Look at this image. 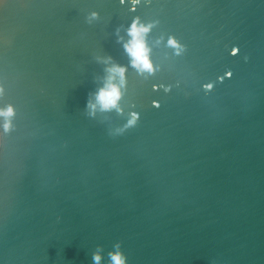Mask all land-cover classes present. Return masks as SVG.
Here are the masks:
<instances>
[{
  "label": "water",
  "instance_id": "95a60500",
  "mask_svg": "<svg viewBox=\"0 0 264 264\" xmlns=\"http://www.w3.org/2000/svg\"><path fill=\"white\" fill-rule=\"evenodd\" d=\"M0 88V264H264V0H0Z\"/></svg>",
  "mask_w": 264,
  "mask_h": 264
},
{
  "label": "clouds",
  "instance_id": "9594fccd",
  "mask_svg": "<svg viewBox=\"0 0 264 264\" xmlns=\"http://www.w3.org/2000/svg\"><path fill=\"white\" fill-rule=\"evenodd\" d=\"M124 3V0H120ZM137 0H133L135 4ZM134 10V8L132 9ZM93 16L96 13H92ZM151 24H144L139 21V17H134L127 28L129 39L124 42V49L130 56V64L134 66L138 72H152L153 65L149 59V48L146 45L145 34L149 31ZM169 44H175L176 41L169 39ZM236 49H233L235 52ZM107 75L105 77L104 84L99 88L95 94V102H89L88 106L95 109L99 106L101 109L117 108L118 101L121 97V89L125 84V67L112 64L106 68ZM211 84H205V88H211ZM2 92V88H0ZM12 105H6L0 107V117H3L2 127L6 132L10 127L9 118L13 115ZM137 119L136 113H131L130 118L127 121V125H132ZM109 264H126V257L119 248V244L113 246V249L109 251ZM102 260V252L100 246H97V250L92 253L93 264H100Z\"/></svg>",
  "mask_w": 264,
  "mask_h": 264
}]
</instances>
